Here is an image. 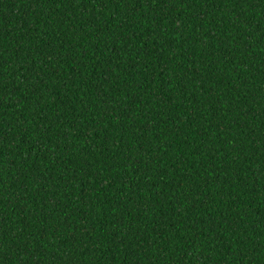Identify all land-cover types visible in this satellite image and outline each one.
<instances>
[{
  "label": "trees",
  "instance_id": "obj_1",
  "mask_svg": "<svg viewBox=\"0 0 264 264\" xmlns=\"http://www.w3.org/2000/svg\"><path fill=\"white\" fill-rule=\"evenodd\" d=\"M0 264H264V0H0Z\"/></svg>",
  "mask_w": 264,
  "mask_h": 264
}]
</instances>
